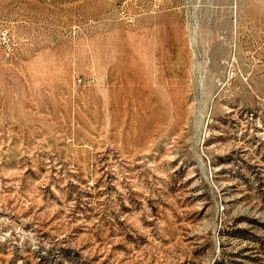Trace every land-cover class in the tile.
<instances>
[{
	"label": "rangeland",
	"instance_id": "374dc122",
	"mask_svg": "<svg viewBox=\"0 0 264 264\" xmlns=\"http://www.w3.org/2000/svg\"><path fill=\"white\" fill-rule=\"evenodd\" d=\"M0 264H264V0H0Z\"/></svg>",
	"mask_w": 264,
	"mask_h": 264
},
{
	"label": "built area",
	"instance_id": "2783aa9c",
	"mask_svg": "<svg viewBox=\"0 0 264 264\" xmlns=\"http://www.w3.org/2000/svg\"><path fill=\"white\" fill-rule=\"evenodd\" d=\"M132 1L134 4L138 2V0H132ZM117 14L119 19L128 25H134L138 19V14L135 11H133L130 8V6L126 5V2H124L122 5L118 7Z\"/></svg>",
	"mask_w": 264,
	"mask_h": 264
}]
</instances>
